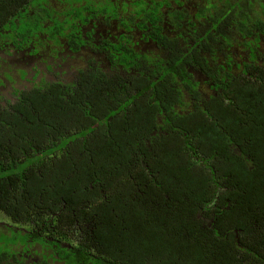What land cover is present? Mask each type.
<instances>
[{
    "label": "trees",
    "instance_id": "obj_1",
    "mask_svg": "<svg viewBox=\"0 0 264 264\" xmlns=\"http://www.w3.org/2000/svg\"><path fill=\"white\" fill-rule=\"evenodd\" d=\"M15 1L0 0V21L16 13ZM255 20L237 32H261ZM225 27L222 36H232ZM193 41L189 48L203 38ZM159 43L163 65L202 59L181 42ZM236 43L251 53L236 73L214 72L210 103L140 144L137 108L178 98L171 72L142 69L152 54L119 76L0 98V217L11 226L0 237L9 229L13 238L0 263L22 264L36 243L53 249L49 264H264V49ZM138 85L140 95L128 97Z\"/></svg>",
    "mask_w": 264,
    "mask_h": 264
},
{
    "label": "flooded vegetation",
    "instance_id": "obj_2",
    "mask_svg": "<svg viewBox=\"0 0 264 264\" xmlns=\"http://www.w3.org/2000/svg\"><path fill=\"white\" fill-rule=\"evenodd\" d=\"M11 4L17 5L16 13L0 21V98L17 102L36 87L66 90L79 86L86 76H119L152 54L154 63L142 69L152 70L159 63L161 72H171L167 81L178 98L175 102L163 98L162 104L158 97L137 108L133 136L139 142L143 134L171 133L177 119L189 118L210 103L213 84L218 82L214 72L236 73L237 62L251 53L249 45L236 41L257 40L264 49V25L257 33H238L236 28L239 23H254L257 17L264 22V0H16ZM238 14L244 17L239 20ZM223 26L233 35L222 36ZM199 38L203 41L189 48ZM159 41L172 50L181 42L184 51L192 49L202 59L189 55L163 65L159 57L165 49ZM142 88L128 89V97L139 96ZM121 121L122 117L114 118L113 129ZM33 244L38 251L35 248L37 252L22 264H37L38 258L45 259L40 264H49L53 249Z\"/></svg>",
    "mask_w": 264,
    "mask_h": 264
},
{
    "label": "rangeland",
    "instance_id": "obj_3",
    "mask_svg": "<svg viewBox=\"0 0 264 264\" xmlns=\"http://www.w3.org/2000/svg\"><path fill=\"white\" fill-rule=\"evenodd\" d=\"M66 7H69V4H66ZM254 11L256 12V11H258V9H255ZM5 218H3V216L0 217V232H6V229L3 227L5 225V223H4L5 221L10 223V221L6 220ZM9 223H7L6 225L11 227ZM12 224H14V223L12 222ZM8 230L9 229H7V233H3L4 237H0V242H3V241L5 242V243H0V247H2V248L11 247V245L8 243V241H11L13 238H12V235L9 233ZM16 233H18V231ZM37 251H38V249H37Z\"/></svg>",
    "mask_w": 264,
    "mask_h": 264
},
{
    "label": "clouds",
    "instance_id": "obj_4",
    "mask_svg": "<svg viewBox=\"0 0 264 264\" xmlns=\"http://www.w3.org/2000/svg\"><path fill=\"white\" fill-rule=\"evenodd\" d=\"M151 137L159 139L160 137L156 136V135H151ZM137 140V138H136ZM137 142L140 144V142L137 140ZM150 160V157H148V159H146L145 157L141 159V162H147Z\"/></svg>",
    "mask_w": 264,
    "mask_h": 264
}]
</instances>
